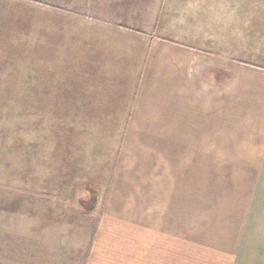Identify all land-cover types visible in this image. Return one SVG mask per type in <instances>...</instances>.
I'll use <instances>...</instances> for the list:
<instances>
[{
  "label": "crops",
  "instance_id": "0c3cea01",
  "mask_svg": "<svg viewBox=\"0 0 264 264\" xmlns=\"http://www.w3.org/2000/svg\"><path fill=\"white\" fill-rule=\"evenodd\" d=\"M86 1L52 10L32 50L50 97L73 92L63 97L81 99L89 129L123 131L108 153L127 146L128 162H145L142 180L117 182L129 212L113 264H188L200 254L202 178L212 226V179L230 176L260 179V198L242 203L209 264H264V0Z\"/></svg>",
  "mask_w": 264,
  "mask_h": 264
},
{
  "label": "rangeland",
  "instance_id": "374dc122",
  "mask_svg": "<svg viewBox=\"0 0 264 264\" xmlns=\"http://www.w3.org/2000/svg\"><path fill=\"white\" fill-rule=\"evenodd\" d=\"M87 8L86 0H0V11L8 12L0 25V264H113L114 230L127 235V225L119 224L128 217L129 194L117 182L142 180L145 162H128L127 146L120 145L121 156L108 153L112 147L118 154L123 131L89 129L81 99L63 97L71 91L50 97L48 67L34 66L33 29L47 32L52 10ZM135 165L141 169L132 171ZM205 180L200 254L188 264H209L219 234L231 240L242 203L260 198V179L213 178L217 222L211 226Z\"/></svg>",
  "mask_w": 264,
  "mask_h": 264
}]
</instances>
